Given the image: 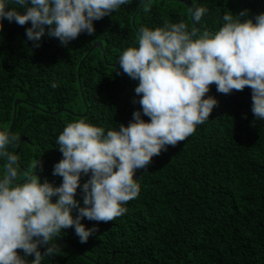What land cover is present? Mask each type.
Wrapping results in <instances>:
<instances>
[{"label": "trees", "instance_id": "trees-1", "mask_svg": "<svg viewBox=\"0 0 264 264\" xmlns=\"http://www.w3.org/2000/svg\"><path fill=\"white\" fill-rule=\"evenodd\" d=\"M201 6L208 11L196 24L190 9ZM245 9L248 16L242 19L254 20L264 13V0H129L94 21V34L82 33L67 46L46 31L35 47L25 34L30 22L19 26L5 19L0 131H10L16 114L12 133L19 140L8 150L18 156L17 182L37 174L41 182L60 186L62 177L53 175L62 159L55 141L68 123L85 119L105 131L118 130L142 111L133 102L140 99L139 81L118 64L125 49L138 47L140 27L183 20L201 34L215 33L225 14ZM96 42L102 49L94 48ZM206 95L218 100L211 116L185 141L153 157L147 169L136 171L141 191L123 205L127 212L108 223L84 218L82 224L97 229L86 243L74 228L64 229L52 241L58 253L42 264H264V120L251 111L250 88L221 94L213 84ZM3 164L0 158V174ZM89 178H81L76 196L81 206Z\"/></svg>", "mask_w": 264, "mask_h": 264}, {"label": "clouds", "instance_id": "clouds-1", "mask_svg": "<svg viewBox=\"0 0 264 264\" xmlns=\"http://www.w3.org/2000/svg\"><path fill=\"white\" fill-rule=\"evenodd\" d=\"M127 3L0 0V30L5 19L19 26L30 22L25 34L35 47L46 31L67 46L82 33L94 34V21ZM9 5L14 7L9 10ZM207 11L202 6L190 9L192 20L199 24ZM246 16L247 9L228 12L215 33L201 34L183 20L155 29L140 27L138 47L125 49L118 64L123 74L139 81L135 93L140 99L133 102L142 111H135L132 121L120 123L118 130L105 131L85 119L68 123L55 141L62 153L53 170L62 177L58 187L41 182L36 174L17 182L18 156L8 149L19 136L0 131V264H42L44 257L58 253L52 241L64 229L74 228L86 243L97 229L82 224L84 218L108 223L123 216V205L141 191L136 171L147 169L153 157L185 141L211 116L218 105L216 97L206 95L211 85L221 94L250 88L251 111L256 120H264V13L254 20L242 19ZM83 176L90 178L82 186L81 206L76 196Z\"/></svg>", "mask_w": 264, "mask_h": 264}, {"label": "water", "instance_id": "water-1", "mask_svg": "<svg viewBox=\"0 0 264 264\" xmlns=\"http://www.w3.org/2000/svg\"><path fill=\"white\" fill-rule=\"evenodd\" d=\"M95 47H99L100 49H102V45L99 44L98 42L95 43L94 48H95ZM89 54H90V53H88L87 56L83 59V61L81 62L79 68H81V66H82V64H83V62H84V60L89 56ZM79 70H80V69H79ZM20 102H21L20 100H17L16 103H15V113H16L17 106H18V104H19ZM61 111H63V110H59L57 113H60ZM15 121H16V114H15V116H14V121H13V124H12V126H11L10 132H12V130H13V127H14ZM36 175H37V174H36ZM40 178H41V177H40ZM40 180H41V179H40Z\"/></svg>", "mask_w": 264, "mask_h": 264}]
</instances>
